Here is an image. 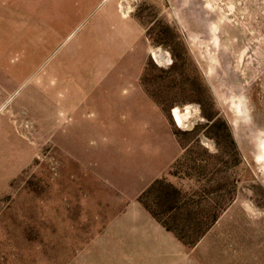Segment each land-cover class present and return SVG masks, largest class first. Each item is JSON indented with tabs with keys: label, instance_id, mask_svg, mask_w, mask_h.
<instances>
[{
	"label": "rangeland",
	"instance_id": "obj_1",
	"mask_svg": "<svg viewBox=\"0 0 264 264\" xmlns=\"http://www.w3.org/2000/svg\"><path fill=\"white\" fill-rule=\"evenodd\" d=\"M0 264H264V0H0Z\"/></svg>",
	"mask_w": 264,
	"mask_h": 264
}]
</instances>
